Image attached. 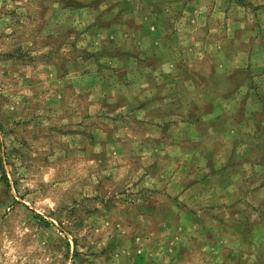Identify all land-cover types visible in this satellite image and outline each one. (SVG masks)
Masks as SVG:
<instances>
[{
	"label": "rangeland",
	"instance_id": "rangeland-1",
	"mask_svg": "<svg viewBox=\"0 0 264 264\" xmlns=\"http://www.w3.org/2000/svg\"><path fill=\"white\" fill-rule=\"evenodd\" d=\"M257 223L264 0H0V264H264Z\"/></svg>",
	"mask_w": 264,
	"mask_h": 264
},
{
	"label": "crops",
	"instance_id": "crops-1",
	"mask_svg": "<svg viewBox=\"0 0 264 264\" xmlns=\"http://www.w3.org/2000/svg\"><path fill=\"white\" fill-rule=\"evenodd\" d=\"M191 6L192 5H190L188 2H186V6L184 7V10L183 11L189 12V10H192ZM240 6L242 8H248L249 7L248 4H243V3L240 4ZM159 9H161V7H159ZM203 10H207V8H204ZM148 103H146L145 106H148L149 105ZM146 110L148 111V109H146ZM255 193L256 192H253V194L250 195V197H246V199H247L246 202H245V197H243V198L240 197V205H243V204L247 205V203H250V204H252L254 206L255 205V202H256V199H257L255 197ZM248 231H250L252 237H256V236L261 235V234L264 233V228H263V225L257 223L256 225H253V228L250 229V230H248ZM254 241H255V239H254Z\"/></svg>",
	"mask_w": 264,
	"mask_h": 264
},
{
	"label": "trees",
	"instance_id": "trees-1",
	"mask_svg": "<svg viewBox=\"0 0 264 264\" xmlns=\"http://www.w3.org/2000/svg\"><path fill=\"white\" fill-rule=\"evenodd\" d=\"M35 216H38V215H35Z\"/></svg>",
	"mask_w": 264,
	"mask_h": 264
}]
</instances>
